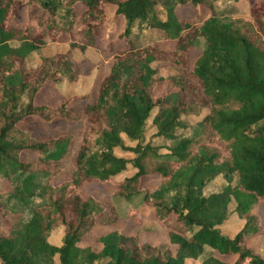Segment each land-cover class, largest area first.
<instances>
[{
  "label": "trees",
  "instance_id": "16d2710c",
  "mask_svg": "<svg viewBox=\"0 0 264 264\" xmlns=\"http://www.w3.org/2000/svg\"><path fill=\"white\" fill-rule=\"evenodd\" d=\"M217 1L0 0V217L7 227L0 232V264H185L201 256V264H264V253L248 244L264 237L256 212L264 206V0L250 4L248 17L231 20L215 15ZM108 5L125 19L119 37L128 46L113 56L96 100L78 109L70 103L84 97L58 106L37 103L46 84L75 80L71 49L79 45L70 42V50L45 56L36 66H28V57L66 35H82L83 49L101 34ZM35 8L40 12L33 13ZM21 11L27 16L16 17ZM135 21L160 30L174 47L154 40L135 43ZM199 40L205 46L190 63ZM159 63L173 73L159 75ZM158 83L174 89L156 95ZM151 116L156 132L146 142ZM189 116L201 119L192 125L184 120ZM28 117L85 121L69 179L52 182L73 135L38 140L22 127ZM123 134L135 145H125ZM117 148L135 157H119ZM24 152L36 156L23 160ZM129 164L135 173L119 179ZM219 176L226 186L205 193ZM38 177L45 178L44 202L32 205L24 220L10 203L27 202ZM144 177L159 180L157 186L142 188ZM92 181L114 185L108 201L81 194V186ZM137 197L142 204L135 209L131 203ZM121 204L129 206L123 214ZM231 210L244 224L229 237L219 226ZM122 218L136 223L135 234L115 228L96 237L99 250L81 245L97 223L114 227ZM59 227L63 236L56 246L49 236ZM146 227L165 231L168 241L142 242L140 230Z\"/></svg>",
  "mask_w": 264,
  "mask_h": 264
},
{
  "label": "rangeland",
  "instance_id": "374dc122",
  "mask_svg": "<svg viewBox=\"0 0 264 264\" xmlns=\"http://www.w3.org/2000/svg\"><path fill=\"white\" fill-rule=\"evenodd\" d=\"M254 0H219L215 5V15H217L221 20H231L238 16H249V6ZM83 4H77V10H81ZM161 3L157 2L155 9L160 19H164V11L161 8ZM186 8H181L180 11L184 12ZM39 8H35L33 13H39ZM107 21L105 25L101 28V34L96 36L92 43H87L82 49L80 45H84L86 40L82 35H66L56 42H47L43 47L32 53L28 57V66H36L41 62V59L45 56L52 55L54 53H64L70 50V42H76L79 46L72 47V69L76 73V78L74 81H70L68 76H66L64 81L59 84L48 83L44 88L38 93L36 102L41 104H48L51 106H58L65 99H76V97H84L80 100L71 101L70 105L73 109H78L86 102H94L97 97V91L100 81L107 75L112 58L115 54H118L128 45L123 39L119 37V34L125 28V19L122 16H116L114 14V6L108 5L106 8ZM201 13L205 16H209V12L204 8L201 9ZM27 14L25 11H21L16 17L24 18ZM13 20V19H12ZM19 20V19H17ZM16 19L15 21L18 22ZM14 21V20H13ZM14 21V22H15ZM131 38L137 44L147 43L151 41H159L161 47L166 49H172L174 43L168 40H162V32L158 29L150 27V25L141 24L135 21L133 23ZM205 44L203 40L197 41L196 45L192 47L189 53V60L192 63L201 53ZM159 69V75L166 76L167 74H172L173 70L166 64H156ZM174 87L170 83H158L155 94H166L173 90ZM23 98L22 101H25ZM156 110L152 112L154 115ZM204 115V113H203ZM201 119V116H189L184 117V120L189 124H195ZM22 127L31 131V135L38 140H44L49 138H56L62 134L70 133L73 138L70 142L69 152L63 160L61 172L53 178L52 182L54 184H59L64 180L70 178L72 169L74 168V155L80 145L82 133L85 127V121H68L65 118H56L52 121H44L38 117H28L22 122ZM185 132V130H177V132ZM187 133L190 130H186ZM156 129L152 126V116L147 121L145 127L144 138L145 141L153 139V135ZM123 143L127 146H134L135 142L130 141L124 134L122 135ZM164 151V149H162ZM115 154L119 157L132 159L134 156L131 152H125L120 148L115 150ZM35 153L24 152L21 156L23 160L30 161L35 158ZM135 169L132 164H129L127 169L122 172L118 177L119 179L131 176L135 173ZM159 180L149 179L144 177L142 180L141 187L154 189ZM235 181V178H234ZM33 195L29 198L26 197L27 202L19 199L11 201V207L14 209H21L23 212L24 220H27L30 215V208L32 205H38L44 202L41 194L42 188L45 183L44 177L36 178L34 182ZM232 183L233 182L232 180ZM227 181L223 176H219L212 180L205 188V193L220 191L224 186H226ZM4 181L0 180V189L3 188ZM115 190V187L111 183H101L98 181L88 182L81 186L80 192L84 196H93L101 201H108L111 194ZM142 204V197H137L132 200L131 207L138 208ZM129 207L126 204H121L119 206V212L123 214L126 208ZM262 219L264 225V206H261L256 211ZM144 213L142 215H146ZM141 215V214H140ZM139 215V216H140ZM244 221L241 220L236 213L230 211L227 220L219 226L222 234L229 237L234 236L243 226ZM118 229L119 231L135 234L136 233V223L130 219L122 218L120 219L114 227H104L99 223L96 224L93 232L85 237L81 245L91 247L95 250H99L101 245L96 241V237L104 234L112 229ZM140 231V239L142 242H147L153 245H159L166 243L167 233L162 230H157L155 227L142 228ZM0 232L6 233L7 227L4 221L0 217ZM55 235H60L63 233V228L59 227L53 232ZM55 244V243H53ZM248 244L255 250L264 253V237H256L251 239ZM202 257V256H201ZM198 258H189L186 260L185 264H201V260Z\"/></svg>",
  "mask_w": 264,
  "mask_h": 264
},
{
  "label": "crops",
  "instance_id": "0c3cea01",
  "mask_svg": "<svg viewBox=\"0 0 264 264\" xmlns=\"http://www.w3.org/2000/svg\"><path fill=\"white\" fill-rule=\"evenodd\" d=\"M54 232V231H53ZM51 233V235L49 236V242L53 245H56V246H59L61 245V239H62V236H63V233H59L60 235H55L54 233Z\"/></svg>",
  "mask_w": 264,
  "mask_h": 264
}]
</instances>
